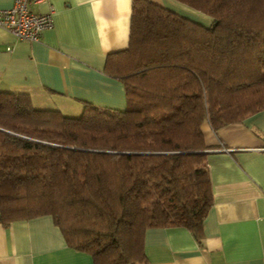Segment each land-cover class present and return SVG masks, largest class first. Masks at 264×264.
<instances>
[{
	"label": "trees",
	"instance_id": "1",
	"mask_svg": "<svg viewBox=\"0 0 264 264\" xmlns=\"http://www.w3.org/2000/svg\"><path fill=\"white\" fill-rule=\"evenodd\" d=\"M173 1L209 24L132 0L128 48L105 63L124 110L67 117L0 91V223L50 216L93 264H150L149 228L200 239L212 205L200 126L264 111V0Z\"/></svg>",
	"mask_w": 264,
	"mask_h": 264
},
{
	"label": "crops",
	"instance_id": "2",
	"mask_svg": "<svg viewBox=\"0 0 264 264\" xmlns=\"http://www.w3.org/2000/svg\"><path fill=\"white\" fill-rule=\"evenodd\" d=\"M197 21L173 0H149ZM14 0H0V10ZM132 0H43L30 10L54 9L53 26L37 42L0 28V91L27 94L40 110L77 117L90 104L124 110L123 84L105 73L109 55L128 48ZM201 15V14H200ZM202 16V15H201ZM200 130L207 150L212 205L200 239L181 227L149 228L150 264H264V111L240 123ZM0 264H93L67 247L50 216L0 223Z\"/></svg>",
	"mask_w": 264,
	"mask_h": 264
},
{
	"label": "built area",
	"instance_id": "3",
	"mask_svg": "<svg viewBox=\"0 0 264 264\" xmlns=\"http://www.w3.org/2000/svg\"><path fill=\"white\" fill-rule=\"evenodd\" d=\"M43 0H14L11 8L0 10V28L9 32L16 40L37 42L42 33L53 26L54 9L46 14L33 13L31 5Z\"/></svg>",
	"mask_w": 264,
	"mask_h": 264
},
{
	"label": "rangeland",
	"instance_id": "4",
	"mask_svg": "<svg viewBox=\"0 0 264 264\" xmlns=\"http://www.w3.org/2000/svg\"><path fill=\"white\" fill-rule=\"evenodd\" d=\"M189 10H190V9H189ZM191 11H193V10H191ZM193 12L195 13L196 11L194 10ZM196 15H197V17L200 18V19H197L196 22L207 24V22H208V18H207V17H205V16H201L200 14H196ZM205 21H206V22H205ZM208 24H209V22H208Z\"/></svg>",
	"mask_w": 264,
	"mask_h": 264
}]
</instances>
